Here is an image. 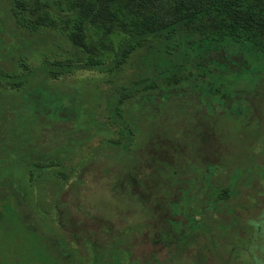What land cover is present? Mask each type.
Returning <instances> with one entry per match:
<instances>
[{
    "label": "trees",
    "instance_id": "trees-1",
    "mask_svg": "<svg viewBox=\"0 0 264 264\" xmlns=\"http://www.w3.org/2000/svg\"><path fill=\"white\" fill-rule=\"evenodd\" d=\"M11 13L17 28L57 33L69 49L32 69L21 60L23 74L0 78L24 99L0 140V236L19 226L60 261L59 243L70 248L59 196L83 161L74 147L31 143L65 120L97 130L128 169L115 174V195L168 228L190 206L217 210L232 199L235 189L215 178L239 180L233 140L264 149V0H13ZM79 74L93 76L87 92L58 83ZM189 96L197 103L185 106ZM173 97L182 99L175 117L162 106ZM158 232L157 242L172 238Z\"/></svg>",
    "mask_w": 264,
    "mask_h": 264
},
{
    "label": "rangeland",
    "instance_id": "rangeland-1",
    "mask_svg": "<svg viewBox=\"0 0 264 264\" xmlns=\"http://www.w3.org/2000/svg\"><path fill=\"white\" fill-rule=\"evenodd\" d=\"M12 1L0 0V78L8 80V76L24 73L22 61L26 60L32 69L40 65L45 55L64 59L65 51L69 49L57 33L33 36L17 28L11 13ZM92 77L91 74H79L62 77L58 83L61 82L66 90L76 88L87 92ZM29 84L26 83L25 90ZM21 95L22 91L11 90L0 79V140L6 137L7 127L16 120V115L21 114L17 105L24 100ZM184 99L188 104L185 106L197 103L194 96ZM181 100L173 97L162 105L163 110L175 117ZM9 102L12 109L2 113L1 105ZM80 128L79 122L61 121L45 130L42 138L31 141L46 152L64 145L74 147L77 152L74 159L83 161L76 181L59 196L63 202V231L68 236L70 248L59 243L64 255L60 261L45 253L37 241L29 242L27 234L18 226L0 236V264H264L263 147L254 150L248 140H233L232 153L237 157L239 169L234 179L239 180H230L229 173L224 172L215 181L220 183L219 186L233 187L235 195L220 203L217 210L205 208L201 216L191 210L184 215L189 226L182 234L179 231L184 229H180L179 222L186 223L184 216H169L179 222H174V228H168L167 222L160 221L156 212L149 214L133 203L130 206L127 202L129 194H125L126 197L115 195V174H125L126 164L120 161L115 149L101 148V136L96 129ZM90 134L94 135L93 139H88ZM251 152L257 161H251ZM242 171H246L243 177ZM151 197L155 194L149 196V201ZM164 212L169 213L168 209ZM194 214L199 219L196 222ZM175 229L176 243L173 238L157 242L159 230L174 236ZM53 230L47 223L44 233L49 235L48 239ZM71 233L77 234L73 240ZM58 234L61 235V231ZM47 243L52 250L57 248L52 246L50 239Z\"/></svg>",
    "mask_w": 264,
    "mask_h": 264
},
{
    "label": "flooded vegetation",
    "instance_id": "flooded-vegetation-1",
    "mask_svg": "<svg viewBox=\"0 0 264 264\" xmlns=\"http://www.w3.org/2000/svg\"><path fill=\"white\" fill-rule=\"evenodd\" d=\"M197 193H191V194H189V196L190 197H193L194 195H196ZM203 208V209H202ZM201 209H202V212H203V210L205 209V207H201V208H199V207H192V206H190V207H188V208H186V211L187 212H191V210H195L196 212H200L201 211ZM180 226L182 227V229H184V230H182V231H179V232H181L182 234H184V232L186 231L185 230V228H183V223L182 224H180ZM189 226V225H188ZM187 225H186V228L188 227ZM171 237L174 239V242L176 243V241H177V239H178V236H177V234H176V229L174 230V236L173 235H171Z\"/></svg>",
    "mask_w": 264,
    "mask_h": 264
}]
</instances>
